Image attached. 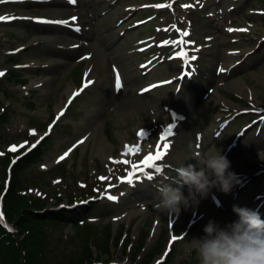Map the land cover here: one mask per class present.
Instances as JSON below:
<instances>
[{"label": "rangeland", "instance_id": "1", "mask_svg": "<svg viewBox=\"0 0 264 264\" xmlns=\"http://www.w3.org/2000/svg\"><path fill=\"white\" fill-rule=\"evenodd\" d=\"M255 1L0 2V17H9L0 20L1 224L11 243L22 244L23 262L73 264L90 252L82 264L113 259L142 264L147 250L156 246L150 264H198L190 241L204 234L210 219L222 226L237 219L233 205L256 210L264 219V168L248 158L264 149V111L227 86L241 78L243 91L264 105V8ZM58 12L67 14L57 18ZM65 20L69 24L51 23ZM185 31L198 55L189 64L178 54L168 59L159 44ZM47 75L53 79L46 94L41 85H30ZM87 79L92 83L85 87ZM67 87L74 90L69 98ZM99 95L105 97L101 104L95 101ZM207 95L212 102H205ZM174 109L180 114L177 128L186 130L180 143L161 160L160 172L145 170L151 179L143 173L127 182L162 128L175 122ZM93 131L112 146L107 160L93 151L100 146ZM124 144L132 147L127 155L121 154ZM13 145L16 151L9 150ZM197 154L200 159L224 155L231 171L248 175L227 193L213 188L178 216L158 215V186L172 183L181 165L203 167ZM123 160L129 163L115 162ZM183 190L187 194V186ZM59 211L64 218L48 215ZM156 220L158 232L151 239ZM115 233L120 242L113 241ZM141 236L146 248L134 259ZM0 264H6L2 257Z\"/></svg>", "mask_w": 264, "mask_h": 264}, {"label": "clouds", "instance_id": "2", "mask_svg": "<svg viewBox=\"0 0 264 264\" xmlns=\"http://www.w3.org/2000/svg\"><path fill=\"white\" fill-rule=\"evenodd\" d=\"M258 157L264 160V149L258 150ZM197 158L203 165L199 170L192 164L181 165L174 169L177 176L172 183L158 186L155 209L168 216H178L182 208L186 210L207 198L213 188L227 193L240 183L226 156L207 154L200 159L197 154ZM185 186L187 194L183 190ZM232 210L237 219L223 226L210 219L203 228L204 234L191 239L198 264H264V219L248 207L233 205ZM109 264L124 262L113 259Z\"/></svg>", "mask_w": 264, "mask_h": 264}, {"label": "bare ground", "instance_id": "3", "mask_svg": "<svg viewBox=\"0 0 264 264\" xmlns=\"http://www.w3.org/2000/svg\"><path fill=\"white\" fill-rule=\"evenodd\" d=\"M69 10H71V9H69ZM66 14H67V12H58L56 14V16H57V18H64L66 16ZM187 39L188 38L186 36H180L176 40L163 39V40H161L159 42V44L162 45L165 49L168 50V53L165 55L168 59H171L175 54H178V53H180L181 50H184L185 51L184 62H186L187 64H189V61L192 59V57L198 58V55H196V53L191 49L189 43H187ZM164 40H168V41H180V40H183L184 42L183 43H179V44L163 45L161 42L164 41ZM64 42H66V40ZM183 71H184V66H182V68L180 69L179 73H182ZM109 75H110L109 72L104 70L103 77L104 78H107ZM52 79H53V76L52 75H47L43 79H38V78L32 79L30 85H32V86H39V85H41L40 86V88H42L41 91L43 92V94H46L47 91H48L47 90V86L50 83L48 81H50ZM240 81H241V78H236L234 80H231V81L227 82V86L229 87V89L234 90V91H236V93H240L241 95H243L244 97H246L249 101H251V103H255L256 106H254V109L256 111H264V105L263 104H260L259 102H257L255 100V98L253 97V95H251L249 93V91L248 92H246V91L244 92L243 91V87L241 86ZM72 91H73L72 87H67V89H66L67 96H71L72 95ZM95 101H96V103H99L100 102L99 104H101V103H103L105 101V97L99 95V96H97L95 98ZM212 101L213 100L211 98V95H207L205 97V102H212ZM259 104H260V106H258ZM58 110H59V107H57L56 112ZM92 111H93V109H92ZM171 112L175 113L174 114L175 115V118H174L175 122L171 124V125H173V129H172V133L173 134L170 137H168V142H169L170 147L167 150V154L171 151V149L174 146V144L180 143V140H181L182 136L186 133V130H184V132H182L176 126V121L179 120L178 119L179 118V115L176 112H174V111H171ZM117 116H118L117 117V121H118L121 118V116H122V110L121 109L119 110V113H117ZM167 126H164L163 127L162 133L164 132V130L166 129ZM145 130H147V128L146 129L145 128L141 129L140 132L141 131L144 132ZM92 134L94 135V137L97 138L98 144H100V146L98 148H96L95 150H93V151L95 153H97V154H100V156L104 160H107L108 158H110L108 156H109V153L111 152L110 149H111L112 146H110L103 137L100 138L99 136H97V133L95 131H93ZM160 136H161V134H160ZM119 137H120V140H122V142H125V141H123L124 140V136L122 134H120ZM159 137H157L155 139V143H154L153 148L151 150H149L151 152L150 154H154L155 147L157 148V145L158 144H161V141L159 140ZM83 145L85 146V144H83ZM126 145L127 144H124V148H122L123 151L121 150L122 151L121 154L124 153V150H125V146ZM161 147H162V144H161ZM130 149H132V147H130ZM248 158H250L253 161L255 160L256 162L261 163L262 164V167H260V168H264V160H261L258 157V155H255V156L254 155H249ZM156 162H158V161H156ZM135 165H141V163H136ZM260 168L256 167L255 170H258ZM134 171H135V169L133 170V172ZM142 174H143V172L136 171L135 178L136 177H139ZM246 175H248V174L247 173L240 174L238 176L239 180H242L243 177L246 176ZM156 212L158 213V215H160L159 214V211L157 209H156ZM121 217L122 216H118L117 219H120ZM225 218H227V217L225 216ZM158 223H159V221L156 220V222H155V224H154V226L152 228L151 239H153L156 236V233L158 232V225H159ZM159 259H160V257L157 258V260H159Z\"/></svg>", "mask_w": 264, "mask_h": 264}, {"label": "snow or ice", "instance_id": "4", "mask_svg": "<svg viewBox=\"0 0 264 264\" xmlns=\"http://www.w3.org/2000/svg\"><path fill=\"white\" fill-rule=\"evenodd\" d=\"M0 2H3V0H0ZM70 2L74 3L75 0H70ZM171 5H166V4H157L155 5V7H170ZM182 7H190V5H183ZM16 17H11V19H15ZM5 19H9V17H0V20H5ZM76 17H72L71 20L72 21H75ZM45 22H50V21H45ZM51 23H60V24H69V21H54V22H51ZM173 27H175L173 25ZM229 31H247V29H228ZM188 35V32L185 31L183 32V36H187ZM184 41L183 40H180V41H168V40H164L162 41L161 43L163 45H168V44H179V43H183ZM178 55H181L180 53H178ZM192 59H195V57H192ZM221 71H224V69H220ZM4 75L3 71H0V76ZM87 83H92V81H88ZM87 86V84L85 85V87ZM116 86L117 88L120 87V77H119V74H117L116 76ZM78 94V93H77ZM60 115H63V112H61L56 119H59ZM261 120H264V116L261 117ZM51 125L49 126V130H51ZM172 129H173V125L169 124L166 129L164 130V132L161 134V136L159 137V140L161 141V144H162V147H161V144H158L157 145V151L155 152V154H149L147 156L144 157L143 161H141V165H133V169H135L134 172H132L130 174V176L127 178V182L131 183L132 182V178L136 176V171H139V172H143L147 178L151 179V174L150 173H147L145 172V169H148V168H151V169H154L155 172H160L161 170V166L159 164L156 163V161H159V160H162L164 158V156L167 154V150L168 148L170 147L169 145V142H168V137H170L173 133H172ZM33 134H34V130H33ZM138 136L140 137H143L144 135V132L141 131L140 133L137 134ZM43 138V137H42ZM41 138V139H42ZM83 141H80V143H82ZM26 143V142H25ZM39 143V141H37V144ZM19 147H23V144L20 145ZM36 145H32V148H35ZM75 147V146H73ZM136 147V150L139 151V146H135ZM10 151H16L17 150V146L16 145H13L10 147L9 149ZM29 151H31V149H29ZM71 149L68 150V152H70ZM131 151L130 147L129 146H125V150H124V155H127L129 154V152ZM68 152L64 153V156H67L68 155ZM0 155H2V153H0ZM64 156L60 157V159H63ZM17 159H19V157H17ZM15 162V161H14ZM116 163H129L127 160H123V161H115ZM137 179L139 177H136ZM101 179H106L104 177H102ZM123 179V178H122ZM109 199H116V197L114 196H109L108 197ZM3 212L0 211V221H2L3 219ZM173 239H176V237H173ZM157 264H161L160 261L157 262Z\"/></svg>", "mask_w": 264, "mask_h": 264}, {"label": "trees", "instance_id": "5", "mask_svg": "<svg viewBox=\"0 0 264 264\" xmlns=\"http://www.w3.org/2000/svg\"><path fill=\"white\" fill-rule=\"evenodd\" d=\"M263 1L264 0H256L255 2L262 3V7L264 8ZM12 198H13V195H11L8 200H6L8 203V204H6L8 209H11V207H13ZM45 212L47 213V211H45ZM50 214L56 215V217H59V218L65 217L64 213L61 211L48 213V215H50ZM6 216L8 217L7 214H6ZM45 219L51 221L50 219H53V218L46 217ZM31 222H35V221L31 220ZM120 238L116 237V234H115L113 241H115V239H116V240H118V242H120ZM141 238H140L138 245L135 247L134 259H136L137 256L143 252L145 237L141 236ZM14 243L13 242L11 243V238L9 237L8 233L6 232V230L4 229V227L2 226L1 221H0V257H2L3 261H5L6 264H26L27 261L23 262L22 258L20 257L22 250H19V248L22 247V244L19 242L17 243L15 241H14ZM15 246H16V250H15ZM155 249H156V246L147 250V252L144 254V256L146 258L144 257V261L142 262V264H150L152 262L153 258L158 254V251H156ZM90 255L91 254L89 252L88 254L84 255V257L80 261H78L77 263H73V264H82V260L87 261V259L90 257ZM34 262H36V261L31 260L29 264H34Z\"/></svg>", "mask_w": 264, "mask_h": 264}]
</instances>
